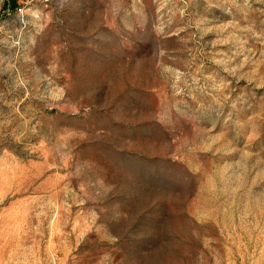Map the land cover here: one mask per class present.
Returning <instances> with one entry per match:
<instances>
[{"label":"rangeland","instance_id":"obj_1","mask_svg":"<svg viewBox=\"0 0 264 264\" xmlns=\"http://www.w3.org/2000/svg\"><path fill=\"white\" fill-rule=\"evenodd\" d=\"M0 0V264H264V0Z\"/></svg>","mask_w":264,"mask_h":264},{"label":"trees","instance_id":"obj_2","mask_svg":"<svg viewBox=\"0 0 264 264\" xmlns=\"http://www.w3.org/2000/svg\"><path fill=\"white\" fill-rule=\"evenodd\" d=\"M13 7H17L18 6V3H17V0H13V4H12Z\"/></svg>","mask_w":264,"mask_h":264}]
</instances>
